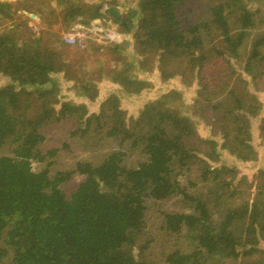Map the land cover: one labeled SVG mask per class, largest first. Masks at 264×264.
<instances>
[{
    "label": "trees",
    "instance_id": "obj_1",
    "mask_svg": "<svg viewBox=\"0 0 264 264\" xmlns=\"http://www.w3.org/2000/svg\"><path fill=\"white\" fill-rule=\"evenodd\" d=\"M245 1L204 0V7L195 11L193 5L186 6V0H138L136 26L129 28L136 54L143 58L141 64L155 62L163 77L192 73V79L201 78V113L211 110L214 119L209 127L212 137L202 138L190 117L165 107L157 98L143 105L132 122L135 132L116 106L111 112L114 125L107 135L119 145L128 141L130 147L141 149L144 158L134 166L124 164L118 149L97 163L77 161L71 170L51 172L47 166L33 170L32 161H42L44 156L39 146L45 135L40 128L52 120L57 103L52 72L63 70L68 77L69 63L54 50H41L39 38L29 37L19 45V38L11 32H0V74L10 79L0 87V148H8L0 155V264H153L133 253L144 228L146 202L173 196H180L186 211L165 212L163 228L183 235L193 246L189 252L170 251L164 264H224L240 253L264 264L263 252L257 248L264 242V169L257 171L252 196L248 190L241 201L232 204L228 197L235 191L225 198L223 194L236 175L235 167L207 163L215 161L220 150L242 161L256 157L248 143L246 116H254L260 103L246 92L247 81L241 74L229 84L234 71L228 59L239 57L244 47L243 71L254 86L264 88L263 21ZM10 7L0 1V15L8 17ZM66 11L69 18L80 7L69 3ZM119 22L127 25L125 19ZM118 47L113 43L106 49L114 52ZM113 78L128 92L138 93L146 85L125 70ZM71 80L90 99L96 96H89L91 83L82 76ZM138 82L143 85L129 90V83ZM220 95L224 100L218 99ZM110 98L118 100L111 95L102 109ZM35 101L39 110L28 116L30 102ZM83 106L61 102L54 122L74 117L87 127L91 115ZM78 108L85 121L76 117ZM102 109L97 117L110 108ZM192 166L201 170V183L211 192L192 194L178 182L179 172ZM73 173L81 179L64 193L61 184ZM209 199L224 212L218 214L222 220L214 218L217 212Z\"/></svg>",
    "mask_w": 264,
    "mask_h": 264
},
{
    "label": "rangeland",
    "instance_id": "obj_2",
    "mask_svg": "<svg viewBox=\"0 0 264 264\" xmlns=\"http://www.w3.org/2000/svg\"><path fill=\"white\" fill-rule=\"evenodd\" d=\"M0 1L11 4L8 12L9 16L3 17L0 15V32H11L14 37L19 38V45L27 41L29 37L39 38V48L41 50H54L59 58L67 59L69 63V68L66 71L68 77L63 76V73H61L63 70L56 73L52 72L53 80L58 87L57 103L53 104L52 120L47 122L46 126L43 125L45 126L44 129L43 127L40 128L45 135V139L39 146L44 156L41 159L42 161H32L33 170H40L44 166H47L51 172L71 170L75 167L77 161L97 163L109 151L118 149H121L120 151L123 153L124 164L128 166L136 165L139 160L144 158L141 149L130 147L128 141L119 145V141L115 137L107 135L108 128L114 125L115 120V118H111V112L118 106L124 113L126 124L128 126L131 124L130 128L137 132V129L132 126V122L141 113L146 102L157 98L164 103L165 107L178 109L190 117L196 125L199 136L202 138L212 137L209 130L210 122L214 119L210 117L212 111L207 109V113H201L202 95L199 93L201 91V78L194 76L192 79V73H188L189 77L186 75L179 76L178 74L163 77L155 62L150 61L149 64H141L143 58L136 54L133 31L129 28L131 25L133 28L136 26L138 0ZM186 1H189L186 6L193 5L194 10L197 8L195 11H200L204 7V0ZM69 3L80 7V12L72 13L67 18L66 10ZM245 3L250 9L258 11V15L263 21L262 28H264V0H246ZM109 8L117 11L118 15L112 14ZM123 19L127 21L126 26H122L119 22ZM74 33L84 34L83 42L78 45H68L63 37ZM106 36L114 38L111 40ZM113 43L120 47L111 52L106 48ZM245 51L246 49L243 47L240 50L241 55L239 57L228 59L234 71L231 74L229 73V84L232 86L235 76L241 74L242 78L247 81L246 92H251L255 100L260 103V108L254 116H246L250 132L248 143L251 144L256 157L251 161H242L236 158L235 155L229 154L227 150H220L215 161L207 160V163L213 166L219 167L222 164L235 167L236 175L229 187L226 188V193L223 194V198H225L228 197L230 192L235 191L233 197H228L232 204L241 201L248 190L252 196L253 190L256 189L257 171L264 169V88L254 86L253 81L250 79L251 76L243 71ZM130 62L133 69L129 68ZM124 70L129 76L146 82V85L138 82L137 85L132 84V86L129 83V90L137 89L143 85L140 92L125 91L117 81H113L115 80L113 77H116L120 72H124ZM81 76L85 81L91 83L88 94L91 96L96 93L93 99H90L80 88H74L71 78L75 79ZM9 81L10 79L7 76L0 74V87L5 86ZM74 83L76 84V82ZM15 89H19L18 85H15ZM236 89L238 91L237 86ZM21 93L25 94L22 91ZM111 95L116 96L118 100L113 101L110 98L107 101L108 105L105 104L103 108L105 110L108 106L110 109L104 111L105 113L101 117H97L98 114H101L103 103ZM24 97L25 95H23ZM28 99L33 100V97L29 95ZM218 99L224 100L222 95ZM64 101L69 102L70 105L85 106L86 114L91 115L87 127L85 123L76 121L74 117L73 119L69 118V120L54 122L53 117L59 112L61 102ZM30 104L32 107L29 108V111L26 110L28 116H30V113L34 114L37 109L39 110L38 101L30 102ZM36 104L37 107L34 106ZM74 113L81 120L86 117L82 115L79 108ZM205 115L209 118H204ZM215 140L220 143L218 135H216ZM7 149L6 146L1 147L0 155L6 154ZM47 151L52 152L46 153ZM201 176V170L192 166L187 171L182 169L177 179L189 193L205 194L208 191L211 192L206 184L201 183ZM79 179H81V176L73 173L69 179L61 184L63 192L69 193ZM215 195H211V197L215 198ZM209 202L211 206L214 204L211 199H209ZM184 205L180 196L146 202L147 213L144 228L137 242L138 247L133 249V253L138 258L142 257L146 262H152L153 264H164V256L170 251L179 249L182 252H189L191 250L193 245L189 244L183 235L170 234L163 228L164 213L168 211H186ZM214 205L211 207L212 210L217 212L214 218L220 221L222 217L218 214L224 212L219 208H214ZM257 248L263 252L260 256L264 257V242H259ZM256 259L240 253L235 260L227 259L224 264H257ZM206 264L211 263L207 262Z\"/></svg>",
    "mask_w": 264,
    "mask_h": 264
},
{
    "label": "built area",
    "instance_id": "obj_3",
    "mask_svg": "<svg viewBox=\"0 0 264 264\" xmlns=\"http://www.w3.org/2000/svg\"><path fill=\"white\" fill-rule=\"evenodd\" d=\"M83 37L84 34L82 33H74V34H68L63 37V40L68 44V45H78L83 42ZM108 39H113L114 37L112 36H106Z\"/></svg>",
    "mask_w": 264,
    "mask_h": 264
},
{
    "label": "water",
    "instance_id": "obj_4",
    "mask_svg": "<svg viewBox=\"0 0 264 264\" xmlns=\"http://www.w3.org/2000/svg\"><path fill=\"white\" fill-rule=\"evenodd\" d=\"M109 11H110L112 14H114V15H118V12L115 11L114 9H112V8H109Z\"/></svg>",
    "mask_w": 264,
    "mask_h": 264
},
{
    "label": "bare ground",
    "instance_id": "obj_5",
    "mask_svg": "<svg viewBox=\"0 0 264 264\" xmlns=\"http://www.w3.org/2000/svg\"><path fill=\"white\" fill-rule=\"evenodd\" d=\"M147 89V88H146Z\"/></svg>",
    "mask_w": 264,
    "mask_h": 264
},
{
    "label": "crops",
    "instance_id": "obj_6",
    "mask_svg": "<svg viewBox=\"0 0 264 264\" xmlns=\"http://www.w3.org/2000/svg\"><path fill=\"white\" fill-rule=\"evenodd\" d=\"M10 1V0H9Z\"/></svg>",
    "mask_w": 264,
    "mask_h": 264
}]
</instances>
